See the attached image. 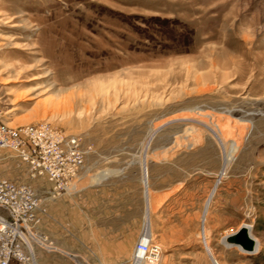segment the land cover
Here are the masks:
<instances>
[{"label":"rangeland","instance_id":"rangeland-1","mask_svg":"<svg viewBox=\"0 0 264 264\" xmlns=\"http://www.w3.org/2000/svg\"><path fill=\"white\" fill-rule=\"evenodd\" d=\"M0 119L89 146L76 191L54 197L0 148V177L40 201L36 235L86 215L90 264H130L144 176L155 264H264V0H0ZM240 225L251 253L221 241ZM35 246L10 264H37Z\"/></svg>","mask_w":264,"mask_h":264},{"label":"built area","instance_id":"built-area-1","mask_svg":"<svg viewBox=\"0 0 264 264\" xmlns=\"http://www.w3.org/2000/svg\"><path fill=\"white\" fill-rule=\"evenodd\" d=\"M88 147L82 146L78 133L65 132L44 119L17 125H7L0 119V148L25 165L29 178L44 176L50 183V197L76 191ZM39 206L29 184L0 177V209L7 214H0V264L29 260L32 241L40 247L53 248L44 235L34 233L33 228L40 222ZM159 251L150 234L141 231L133 245L130 264H155Z\"/></svg>","mask_w":264,"mask_h":264},{"label":"crops","instance_id":"crops-1","mask_svg":"<svg viewBox=\"0 0 264 264\" xmlns=\"http://www.w3.org/2000/svg\"><path fill=\"white\" fill-rule=\"evenodd\" d=\"M72 219L73 220L69 222L68 230L64 232V235L67 233V237L64 236L66 238H62V236L59 235L57 237L55 236L53 241L50 239L47 240L52 244V249L35 246L33 257H35L36 254L35 261L38 260L37 264H90L91 259L87 254L90 252V246L94 240L93 224L86 220V215H76V217ZM228 231H231V229ZM59 233L61 234V232ZM226 234H229V232ZM102 235H98L99 243L101 245L117 243V237L115 234L112 236L108 235V233ZM212 259H214V257H212ZM113 260V264H115V262L116 264L120 263V260L118 259Z\"/></svg>","mask_w":264,"mask_h":264},{"label":"water","instance_id":"water-1","mask_svg":"<svg viewBox=\"0 0 264 264\" xmlns=\"http://www.w3.org/2000/svg\"><path fill=\"white\" fill-rule=\"evenodd\" d=\"M204 209H205V206H204ZM204 209H203V212H204ZM221 241H223L228 246L230 245L236 246L240 250L246 253L253 252L256 246L255 240L251 237L249 230H247V228L243 225H240L234 232L222 236ZM207 253L212 263L216 264L215 260L212 259L209 252Z\"/></svg>","mask_w":264,"mask_h":264},{"label":"bare ground","instance_id":"bare-ground-1","mask_svg":"<svg viewBox=\"0 0 264 264\" xmlns=\"http://www.w3.org/2000/svg\"><path fill=\"white\" fill-rule=\"evenodd\" d=\"M173 117V116H172ZM176 119H179V117H176L175 116V118H173V119H169V120H176ZM169 120H167V121H169ZM181 120V119H180ZM229 120V119H228ZM214 121V120H213ZM204 127H206V129L207 130H209L211 133H213V134H215L216 135V137L218 138V139H221V138H219V132H221V129L219 130V128L218 129H215V127L213 128V127H208L207 125H205ZM208 127V128H207ZM219 130V131H218ZM152 134V133H151ZM242 143V142H241ZM225 152V151H224ZM225 155H224V157H223V169H224V167L226 166V164L228 163V161H229V159L231 158V154H230V152L229 151H226L225 153H224ZM228 165V164H227ZM222 169V170H223ZM143 173H145V171H143ZM147 174V173H146ZM222 177V176H221ZM143 183H144V187H145V192H144V195H145V202H146V211H145V216H144V227H143V232L145 233V234H150V229H149V221H148V217H147V207H148V196H147V189H146V186H145V179H144V176H143ZM210 199V198H209ZM202 221H203V218H202ZM243 226H245L246 228H247V230H249V226H247V225H243ZM32 235V234H31ZM252 237V236H251ZM253 238V237H252ZM254 239V238H253ZM224 243V242H223ZM225 244V243H224ZM226 246H228L227 244H225ZM205 247H206V249L209 251V248L207 247V245L205 244ZM255 248H256V246H255ZM255 248H254V251H255ZM148 260H152L150 257H148ZM157 260H159V259H157ZM216 262V261H215ZM148 264H153V261H151V263H148ZM217 264V263H216Z\"/></svg>","mask_w":264,"mask_h":264},{"label":"trees","instance_id":"trees-1","mask_svg":"<svg viewBox=\"0 0 264 264\" xmlns=\"http://www.w3.org/2000/svg\"><path fill=\"white\" fill-rule=\"evenodd\" d=\"M9 264H10V262H9Z\"/></svg>","mask_w":264,"mask_h":264}]
</instances>
